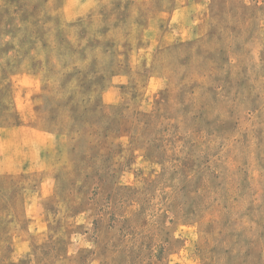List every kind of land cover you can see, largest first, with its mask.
<instances>
[{
  "label": "rangeland",
  "instance_id": "374dc122",
  "mask_svg": "<svg viewBox=\"0 0 264 264\" xmlns=\"http://www.w3.org/2000/svg\"><path fill=\"white\" fill-rule=\"evenodd\" d=\"M0 264H264V0H0Z\"/></svg>",
  "mask_w": 264,
  "mask_h": 264
}]
</instances>
